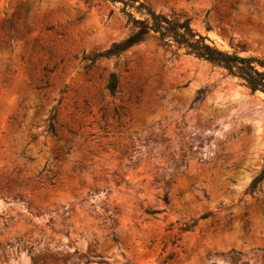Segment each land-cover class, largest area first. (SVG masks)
I'll list each match as a JSON object with an SVG mask.
<instances>
[{
  "label": "rangeland",
  "instance_id": "obj_1",
  "mask_svg": "<svg viewBox=\"0 0 264 264\" xmlns=\"http://www.w3.org/2000/svg\"><path fill=\"white\" fill-rule=\"evenodd\" d=\"M136 1L264 59V0ZM130 32L103 0H0V264H264V96L152 39L90 64Z\"/></svg>",
  "mask_w": 264,
  "mask_h": 264
},
{
  "label": "trees",
  "instance_id": "obj_2",
  "mask_svg": "<svg viewBox=\"0 0 264 264\" xmlns=\"http://www.w3.org/2000/svg\"><path fill=\"white\" fill-rule=\"evenodd\" d=\"M103 1L115 8L118 6L119 13L125 18V22L130 26L131 32L126 39L111 44L105 51L93 54L91 58H88L90 64L94 63L98 58H117L131 47L140 44L146 39H152L163 49H169L174 53L182 52L183 55L190 56L208 64L212 68L221 70L226 76L235 79L240 86L247 89L251 94L260 93L264 96V59L245 54L242 49L222 50L207 36L194 30L188 20L154 12L136 0ZM238 4V1L229 2V9L232 13L238 11ZM133 12L138 14L139 17H136ZM19 19L18 17L17 21ZM250 21L249 18L246 23L249 24ZM8 29L11 32V24L8 25ZM11 37L12 34H10V39ZM116 89L117 81L111 75L107 90L113 96L116 93ZM200 94L201 92H198L195 101L200 99ZM54 118V115L49 117L46 132L56 137ZM262 182H264V157L262 168L250 182L246 194H252ZM163 201L167 203V197H164ZM144 212L148 215L160 213L159 210L148 209ZM211 215V212H204L198 218L192 219L190 223H183L179 228V233L191 232L200 220L206 219Z\"/></svg>",
  "mask_w": 264,
  "mask_h": 264
}]
</instances>
